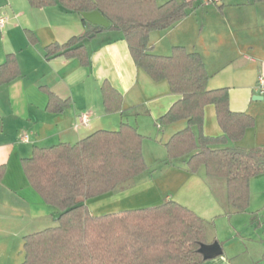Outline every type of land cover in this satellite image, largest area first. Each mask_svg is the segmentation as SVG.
<instances>
[{
  "label": "crops",
  "instance_id": "crops-1",
  "mask_svg": "<svg viewBox=\"0 0 264 264\" xmlns=\"http://www.w3.org/2000/svg\"><path fill=\"white\" fill-rule=\"evenodd\" d=\"M0 20V66L14 54L21 70L19 79L0 88V264H21L24 239L58 226L60 211L30 186L22 161L32 158L35 148L75 145L98 131H117L122 123L145 138L144 156L155 163L115 192L87 202L92 215L176 202L206 222L207 244L221 246L223 254L203 264H264V174L251 179L249 208L237 213L227 202L225 182L210 179L204 167L191 174L190 157L170 163L167 155L147 154V145H166L187 122L159 124L181 96L136 67L122 33L107 31L85 40L91 65L84 67L78 59L45 58L49 45L88 33L82 15L60 5L36 9L27 0H0ZM26 31L37 37V45L30 44ZM176 46L201 54L208 88H229L231 110L255 119V127L227 147L264 150V3L197 0L185 20L151 34L154 55L170 56ZM106 81L123 96L122 112L105 111L101 89ZM45 90L70 100L71 107L49 113ZM255 96L263 100L254 101ZM204 134L222 135L213 106L205 109Z\"/></svg>",
  "mask_w": 264,
  "mask_h": 264
},
{
  "label": "trees",
  "instance_id": "trees-1",
  "mask_svg": "<svg viewBox=\"0 0 264 264\" xmlns=\"http://www.w3.org/2000/svg\"><path fill=\"white\" fill-rule=\"evenodd\" d=\"M36 9L60 5L68 12H100L110 23L96 27L82 18L89 31L64 44L45 48L46 60L59 57L78 59L89 67L91 60L85 40L107 31L123 34L137 68L160 83L166 81L173 95L181 96L159 119L167 127L186 121L184 130L165 145L170 163L190 157L187 168L196 174L205 168L210 179L226 184L229 206L244 213L250 204V181L264 174V150L227 147L239 142L255 119L230 108V89L210 90L203 57L176 46L170 56L150 52L153 32L169 30L188 17L197 0H27ZM264 3V0H255ZM222 9V6L217 7ZM31 45L37 37L26 31ZM21 77L16 55L6 57L0 66V88ZM49 113L60 114L71 101L45 90ZM105 111H123V96L108 82L102 86ZM213 106L222 131L219 137L204 134L205 109ZM197 130V132H196ZM145 138L138 130L122 123L117 131H98L75 145L60 144L35 148L22 167L30 186L46 204L60 211L58 226L24 239L23 264H203L200 253L207 244L206 222L192 210L176 203L94 216L87 202L115 192L147 171L143 155ZM4 169H0V179Z\"/></svg>",
  "mask_w": 264,
  "mask_h": 264
},
{
  "label": "water",
  "instance_id": "water-1",
  "mask_svg": "<svg viewBox=\"0 0 264 264\" xmlns=\"http://www.w3.org/2000/svg\"><path fill=\"white\" fill-rule=\"evenodd\" d=\"M82 18L92 26L102 27L105 29H108L110 27V23L98 11H94L91 13H83ZM94 36L95 35H92L91 38ZM257 100H263V98L255 96L254 101ZM200 253L205 260H209L221 256L223 254V251L219 243L215 242L213 244L202 245L200 248Z\"/></svg>",
  "mask_w": 264,
  "mask_h": 264
},
{
  "label": "rangeland",
  "instance_id": "rangeland-1",
  "mask_svg": "<svg viewBox=\"0 0 264 264\" xmlns=\"http://www.w3.org/2000/svg\"><path fill=\"white\" fill-rule=\"evenodd\" d=\"M147 154H148V152L151 154V155H161V154H163L164 156H166L167 155V151H166V148H165V145L164 144H162V143H160V141H156V142H154V143H152V144H150V145H147L146 146V151H145ZM143 155H144V152H143ZM147 156V155H146ZM146 156H144V159H145V162H146V164L148 165V166H152V165H154V161H153V159H150V157H146ZM147 166V167H148ZM25 250H24V255H23V260H22V262H24L25 261ZM22 262H21V264H22Z\"/></svg>",
  "mask_w": 264,
  "mask_h": 264
},
{
  "label": "built area",
  "instance_id": "built-area-1",
  "mask_svg": "<svg viewBox=\"0 0 264 264\" xmlns=\"http://www.w3.org/2000/svg\"><path fill=\"white\" fill-rule=\"evenodd\" d=\"M3 25H4V20H0V27H3ZM261 83L263 84V81H261ZM83 121H84L85 123H87V119H86V117H85V119H83Z\"/></svg>",
  "mask_w": 264,
  "mask_h": 264
}]
</instances>
